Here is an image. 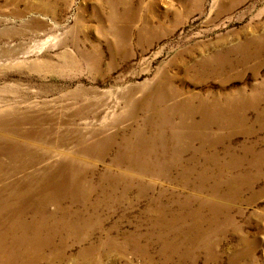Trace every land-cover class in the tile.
<instances>
[{"label":"rangeland","instance_id":"obj_1","mask_svg":"<svg viewBox=\"0 0 264 264\" xmlns=\"http://www.w3.org/2000/svg\"><path fill=\"white\" fill-rule=\"evenodd\" d=\"M0 264H264V0H0Z\"/></svg>","mask_w":264,"mask_h":264}]
</instances>
